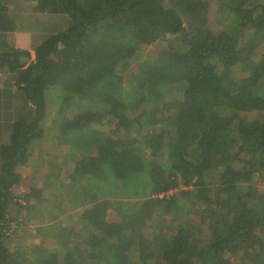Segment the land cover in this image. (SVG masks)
Returning a JSON list of instances; mask_svg holds the SVG:
<instances>
[{"label": "trees", "instance_id": "1", "mask_svg": "<svg viewBox=\"0 0 264 264\" xmlns=\"http://www.w3.org/2000/svg\"><path fill=\"white\" fill-rule=\"evenodd\" d=\"M16 1L34 15L0 0V264H264V118H248L264 112V0L220 4L216 28L213 0ZM36 11L62 27L43 32ZM14 32L31 46L15 48ZM52 135L58 156L18 195ZM46 192L97 205L27 254L19 216L58 205Z\"/></svg>", "mask_w": 264, "mask_h": 264}, {"label": "rangeland", "instance_id": "2", "mask_svg": "<svg viewBox=\"0 0 264 264\" xmlns=\"http://www.w3.org/2000/svg\"><path fill=\"white\" fill-rule=\"evenodd\" d=\"M212 2H213V6H212L213 10L209 15V25L212 28L217 27L216 19L218 17L215 14V10L220 4L230 5V6H237L239 4V1L237 0H213ZM30 5L31 4L29 2H26L25 4L21 6L16 0L15 1L9 0V6L11 9V13L13 10H16L15 12H20L21 14H25L27 17H30V16L32 17V15H34V13L31 11ZM36 15H38L37 17H38L39 22L52 23L49 27L42 26V31L45 33H49V32L55 33V31H58L62 27L61 24L62 22H64V18L61 15L59 16L52 15V14L51 15H47V14L39 15L38 11H36ZM54 16L58 17L56 19H58L60 22H53L47 19V18L54 19ZM10 39L15 48H18V45H20V43H23V45L26 47L31 46V41H30L31 38L29 40L28 33H26V35L22 36L21 38V35L19 32H14L13 36H11ZM168 45H169L168 43L160 42V43H157L156 45H152L151 47H142L141 52L144 54L145 58L155 59V57H157L159 52L168 48ZM30 54H31V58L35 59V52L32 51ZM235 70H238V69L235 68ZM164 108L167 114H169L170 116L172 117L178 116V112H179L178 107L172 105V103L166 104ZM257 117L264 118V112H257V111L249 112L248 118L255 119ZM50 133L53 134V129H50ZM55 134L58 136L60 133L55 132ZM57 136H53V135L50 136L49 138H47L45 142H43L40 148L32 151L34 156L31 159L32 161H30L31 164L28 165L26 168L22 169L21 171L23 181H21V183L17 186L16 191H18V195H21L23 197L24 194L29 193L32 188V182L34 180H38L39 182H41L46 176V174L44 175V171L46 170L45 167H47L48 165V160H50V158L52 157H57L59 153V150H58L59 140L56 138ZM39 157H42L43 160H39L41 162L39 161L35 162V160L40 159ZM67 167L68 168L63 172L64 174L67 175L66 177L76 174L74 163L69 164ZM76 181H78V179ZM72 182L74 181L72 180ZM259 188L264 192V184H259ZM181 190H184V189L182 188ZM173 193H176V191H173ZM53 194H57V193L52 192L49 195L46 192L45 195L47 198L52 197V199L54 200V203H57L58 205L54 206L52 204L51 205L52 209L49 208V210L46 211L47 213H45V216H42L43 214L41 215L39 213L40 207L30 212L23 211L21 216H19L20 225L16 227V237L14 238V243L20 246L24 253L30 254L31 250L34 247H36L38 244H40L41 239L43 238L41 235L43 232L47 231V227H51L54 223H56L60 219L66 220L68 224L75 223L77 222V220L81 219L82 213H84L86 209H89V207L92 208L93 206L97 205V204L89 203V202L85 204L82 203L83 204L82 205L81 202H79L76 206H73L72 204H68L65 201V196H62L60 194L59 196L56 197ZM164 194L165 193H161L159 197L164 196ZM141 199L143 198H140L137 200L141 202ZM183 202H186V201L183 200ZM48 205H49V202L47 201L45 205L43 206L44 209L45 207H49ZM59 211L60 213H58ZM122 211L124 215H126L127 217L130 216V218L132 219L134 230L137 233H141L144 228V223H143L144 217L139 216L135 209H132L129 207L124 208ZM158 213L160 212L158 211ZM135 257L138 258L137 253H135Z\"/></svg>", "mask_w": 264, "mask_h": 264}, {"label": "crops", "instance_id": "3", "mask_svg": "<svg viewBox=\"0 0 264 264\" xmlns=\"http://www.w3.org/2000/svg\"><path fill=\"white\" fill-rule=\"evenodd\" d=\"M20 2H22V1H18V3H20ZM25 15V14H24ZM11 36H13V35H11ZM11 36H10V38H11ZM26 37V36H25ZM21 38H22V36H21ZM11 40V39H10ZM18 47H22V48H25L26 46H24L23 45V43H20V45H18ZM2 85V84H1ZM11 90V88L9 87V88H7L6 89V91H3V92H1V93H6V92H8V91H10ZM12 91V90H11ZM21 171H22V169H20V173H21ZM21 181H23V179L21 180ZM16 189H17V187H15V193H17L18 194V191H16Z\"/></svg>", "mask_w": 264, "mask_h": 264}, {"label": "water", "instance_id": "4", "mask_svg": "<svg viewBox=\"0 0 264 264\" xmlns=\"http://www.w3.org/2000/svg\"><path fill=\"white\" fill-rule=\"evenodd\" d=\"M22 61H23V62H26V61H28V59L22 58Z\"/></svg>", "mask_w": 264, "mask_h": 264}]
</instances>
